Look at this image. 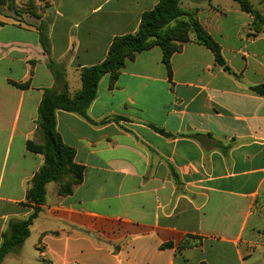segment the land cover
<instances>
[{
	"label": "crops",
	"instance_id": "1",
	"mask_svg": "<svg viewBox=\"0 0 264 264\" xmlns=\"http://www.w3.org/2000/svg\"><path fill=\"white\" fill-rule=\"evenodd\" d=\"M158 1L0 0V243L33 213L26 193L44 159L26 144L41 142L44 91L61 92L51 66L73 97L80 71ZM180 7L230 71L190 35L170 76L153 47L99 81L86 117L57 110L82 181L66 196L45 186L28 238L1 264H264V94L253 90L264 86V24L233 0Z\"/></svg>",
	"mask_w": 264,
	"mask_h": 264
},
{
	"label": "trees",
	"instance_id": "2",
	"mask_svg": "<svg viewBox=\"0 0 264 264\" xmlns=\"http://www.w3.org/2000/svg\"><path fill=\"white\" fill-rule=\"evenodd\" d=\"M11 2L12 0H5ZM183 0H159L158 4L141 16L140 25L135 34L117 37L113 40L105 60L96 66L80 71L81 89L73 97L66 91L64 75L55 65L51 66L55 82L61 92L45 90L38 107L37 129L41 142H27L26 149L39 154L44 159L43 167L34 175L32 186L26 193V200L33 207V213L23 221H12L3 233L0 243V264L12 252L21 250L29 236V228L39 213V207L45 203V186L48 183L59 184L58 193L61 196L71 194L72 187L79 184L83 178V168L74 163V150L66 146L56 131L55 113L62 110L86 117V112L96 97L99 81L107 74L115 79L127 60H132L136 54L159 47L162 51V62L171 75V56L179 52L182 43L190 40L208 49L217 65L226 72L229 68L221 55L220 46L200 26L192 13L185 12L180 3ZM201 2L203 0H188ZM240 10L259 23L264 24L260 13L253 9L248 0H233ZM35 16L36 13L32 12ZM41 44L45 48L46 35L41 32ZM259 94H264V86L253 88ZM195 137V136H194ZM203 264V263H201Z\"/></svg>",
	"mask_w": 264,
	"mask_h": 264
},
{
	"label": "rangeland",
	"instance_id": "3",
	"mask_svg": "<svg viewBox=\"0 0 264 264\" xmlns=\"http://www.w3.org/2000/svg\"><path fill=\"white\" fill-rule=\"evenodd\" d=\"M250 2L255 9L264 14V2L261 3V0H250Z\"/></svg>",
	"mask_w": 264,
	"mask_h": 264
}]
</instances>
